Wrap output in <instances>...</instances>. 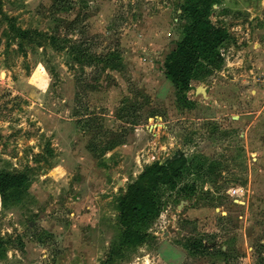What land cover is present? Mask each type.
I'll return each mask as SVG.
<instances>
[{
  "label": "rangeland",
  "instance_id": "374dc122",
  "mask_svg": "<svg viewBox=\"0 0 264 264\" xmlns=\"http://www.w3.org/2000/svg\"><path fill=\"white\" fill-rule=\"evenodd\" d=\"M187 1L0 0V171L29 178L0 198V264H264V0L213 5L228 39L181 93ZM179 154L123 244L128 185Z\"/></svg>",
  "mask_w": 264,
  "mask_h": 264
},
{
  "label": "trees",
  "instance_id": "16d2710c",
  "mask_svg": "<svg viewBox=\"0 0 264 264\" xmlns=\"http://www.w3.org/2000/svg\"><path fill=\"white\" fill-rule=\"evenodd\" d=\"M217 2L218 0H189L184 5V13L191 20V25L164 63L167 77L181 93L190 90L196 72L219 56L218 48L228 39L227 33L210 18L212 7ZM53 42L59 45L55 38ZM78 51L82 55H89L83 48H78ZM187 164V157L179 154L167 163L149 166L128 185L118 205L121 213L120 224L124 229L123 244L135 245L144 242L146 234L142 228L158 211L159 189L164 186L176 189ZM28 181L27 174L0 171L2 202L10 201ZM201 245V242H196L192 247L196 249Z\"/></svg>",
  "mask_w": 264,
  "mask_h": 264
}]
</instances>
